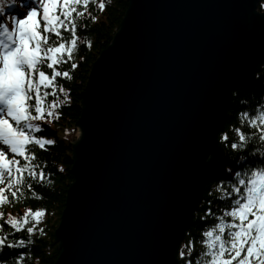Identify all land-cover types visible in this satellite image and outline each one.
<instances>
[{
	"label": "water",
	"instance_id": "1",
	"mask_svg": "<svg viewBox=\"0 0 264 264\" xmlns=\"http://www.w3.org/2000/svg\"><path fill=\"white\" fill-rule=\"evenodd\" d=\"M260 1L128 0L81 95L54 264H154L162 236L184 242L225 156L214 130L264 66Z\"/></svg>",
	"mask_w": 264,
	"mask_h": 264
},
{
	"label": "snow or ice",
	"instance_id": "2",
	"mask_svg": "<svg viewBox=\"0 0 264 264\" xmlns=\"http://www.w3.org/2000/svg\"><path fill=\"white\" fill-rule=\"evenodd\" d=\"M96 2L21 0L25 10L6 19V6L15 8L16 0H0V206L18 201L25 186L35 196L26 177L41 182L47 179L44 168L36 162L33 146L46 150L55 141L38 135L43 131L39 122L54 115L58 119L60 113L55 110L71 100L70 89L57 85L56 78L71 80L72 74L59 66L78 67L72 62L80 40L77 18ZM105 7V0H99L98 9L103 11ZM260 7L264 9V4ZM88 16L97 19L91 13ZM85 43L91 46V41ZM49 88L51 92L44 90ZM57 89L63 99L48 102L49 96H57ZM237 119L239 123L229 129L235 133L233 138L229 130L221 129L214 130L212 137L234 152L231 163L236 170L226 169L228 183L221 179L216 184L222 214L215 216L210 206L205 207L200 219L211 216L215 222L200 233L199 251L190 234L186 243L174 245L171 251L166 249L162 236L154 264H264V104L241 103ZM211 203L209 200L208 205ZM46 211L27 208L20 216L9 213L0 223V252L30 244L31 236L43 231L37 225ZM4 215L0 211V219ZM4 225L14 233L26 232L29 239L10 240L11 234L3 232ZM9 256L14 257L12 264H23L25 252H11ZM0 264H9V257L0 256Z\"/></svg>",
	"mask_w": 264,
	"mask_h": 264
},
{
	"label": "trees",
	"instance_id": "3",
	"mask_svg": "<svg viewBox=\"0 0 264 264\" xmlns=\"http://www.w3.org/2000/svg\"><path fill=\"white\" fill-rule=\"evenodd\" d=\"M98 2L99 0L95 4L90 3L87 9L84 10L86 14L83 17L77 18V34L80 40L78 41V47L74 53V60L72 62H76L78 67L71 69L70 64L59 66L61 71L67 69L72 74L71 80H66L62 77L56 78L57 85H63L65 89H70L68 94L71 100L69 103H64L55 110L60 113L58 119L54 115L48 121L39 122L42 124L43 131L38 133V135L55 141V144L47 145L46 150L33 146L37 156L36 162L44 168L47 179L41 182L38 178L31 180L26 177V184L28 182L32 184L35 196L25 186L24 195L18 201L0 206V211L5 214L3 219H0V223H3V220L8 218L9 213L14 216H20L27 208H32L33 210L43 208L47 210L41 222L37 225V228L43 229V231L35 232L31 236L30 244H26L22 249L10 250L5 248L0 252V256L9 257V264H12V260H14V257L9 256L11 252L24 251L25 259L23 264H54L59 256L60 250L58 244L55 242L54 233L60 223L61 215L65 208L68 188L74 181L73 175L71 174L73 166L72 145L78 140L81 134L80 129L77 127L82 113L81 95L85 90L95 61L101 52L112 43L113 37L118 31L128 8V0H105L106 7L103 11H100L98 9ZM263 3L264 0L259 4L260 11H264L260 7ZM16 4L23 7L21 0H16ZM9 10L11 13L16 14L21 12L19 8H7L6 6L4 14L8 13ZM88 13L95 15L97 19L95 21L91 20ZM69 35L65 33L66 38ZM85 41H91V46L89 47ZM46 71H49L50 74V70ZM44 90L51 92V88ZM53 99L62 100L63 94L59 93L57 89V96H49L47 101L50 102ZM257 101L264 104V66L251 82L241 86L234 92L225 130H229L231 125H237L239 123L237 112L240 110L241 103L254 104ZM234 136V131L229 130V137L233 138ZM221 144L225 149V156L214 177L206 183L204 199L196 212L194 225L187 232L183 242H187L189 239L188 234H190L191 238L196 242L197 251L201 250L202 247L199 242L201 239L200 233L215 222L211 216L206 217L205 220H201L200 217L204 215L206 206L212 208L215 216L222 214L223 203L221 202L220 194L216 191V184L221 179L226 184L228 183L226 169L231 168L236 170L231 163L234 152L227 145ZM209 200L212 201L211 205H208ZM28 226H31V221ZM3 232L11 234L9 235L10 240L20 238H24L25 240L29 239L26 232L14 233L8 225H4Z\"/></svg>",
	"mask_w": 264,
	"mask_h": 264
},
{
	"label": "bare ground",
	"instance_id": "4",
	"mask_svg": "<svg viewBox=\"0 0 264 264\" xmlns=\"http://www.w3.org/2000/svg\"><path fill=\"white\" fill-rule=\"evenodd\" d=\"M224 148V147H223ZM224 152H225V149H224ZM221 163V162H220ZM220 165V164H219ZM218 168H219V166L217 167V169L215 170V173H214V175L216 174V172H217V170H218ZM214 175H213V177H214ZM206 186V185H205ZM204 199V198H203ZM203 201V200H202ZM202 203V202H201ZM201 203H200V205H201ZM200 205H199V207H200ZM197 212V211H196ZM196 212H195V215H196ZM195 215H194V220H195ZM194 225V224H193Z\"/></svg>",
	"mask_w": 264,
	"mask_h": 264
},
{
	"label": "rangeland",
	"instance_id": "5",
	"mask_svg": "<svg viewBox=\"0 0 264 264\" xmlns=\"http://www.w3.org/2000/svg\"><path fill=\"white\" fill-rule=\"evenodd\" d=\"M263 4H264V3H263ZM80 136H81V134H80ZM80 136H79V137H80ZM78 139H79V138H78Z\"/></svg>",
	"mask_w": 264,
	"mask_h": 264
}]
</instances>
